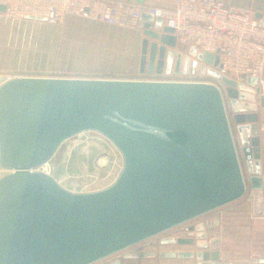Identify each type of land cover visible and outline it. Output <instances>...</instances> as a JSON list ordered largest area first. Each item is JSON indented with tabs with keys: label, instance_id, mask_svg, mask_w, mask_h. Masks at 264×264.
<instances>
[{
	"label": "water",
	"instance_id": "95a60500",
	"mask_svg": "<svg viewBox=\"0 0 264 264\" xmlns=\"http://www.w3.org/2000/svg\"><path fill=\"white\" fill-rule=\"evenodd\" d=\"M155 20L141 17L158 40ZM88 132L124 166L111 187L74 193L40 170ZM0 170V264H98L247 192L223 94L205 83L12 79L0 85Z\"/></svg>",
	"mask_w": 264,
	"mask_h": 264
},
{
	"label": "crops",
	"instance_id": "0c3cea01",
	"mask_svg": "<svg viewBox=\"0 0 264 264\" xmlns=\"http://www.w3.org/2000/svg\"><path fill=\"white\" fill-rule=\"evenodd\" d=\"M111 1L131 3L129 0ZM219 1L229 6L250 8L256 15L264 16V0ZM175 2L147 0L146 4L172 8ZM3 14L0 13V24L14 25V30L21 31V35L16 37L17 40H9L8 49L0 48V60L12 57L10 62L20 65L24 62L33 67L47 61L49 67L69 69L71 61H87L96 64V68L112 70L122 64L117 62L119 51H126L130 59L122 67L130 71L128 75L144 76L147 71H166L163 62L175 51L173 35L166 30L163 21L154 22V31L161 35L154 40L144 35L143 23L139 28L131 29L112 27L87 17H67L62 25H58L32 20L14 21ZM259 21L264 26V19ZM120 30L137 33L140 41L131 37L121 41ZM146 39L149 40L147 62L142 68ZM230 123L240 157L251 158L255 148L264 147L260 123H244L242 120ZM247 174V192L242 200L102 264H264V166L250 168Z\"/></svg>",
	"mask_w": 264,
	"mask_h": 264
},
{
	"label": "built area",
	"instance_id": "2783aa9c",
	"mask_svg": "<svg viewBox=\"0 0 264 264\" xmlns=\"http://www.w3.org/2000/svg\"><path fill=\"white\" fill-rule=\"evenodd\" d=\"M0 5L6 8L3 15L14 21L45 18L58 25L67 17H87L112 27L137 29L143 15H152L162 20L166 30L172 33L175 51L191 48L192 53L213 62L219 76L227 82L261 83L264 79V26L250 8L229 6L219 0H176L172 8L111 0H0ZM179 53L184 55L182 51ZM153 73L148 80L142 81L178 82L177 78H184L206 80H186V83L211 84L208 81L213 79L191 74ZM10 80L5 77L1 85ZM260 131L263 137L264 117L260 121ZM120 174L121 171L115 178L97 182L102 187L91 192L111 187Z\"/></svg>",
	"mask_w": 264,
	"mask_h": 264
},
{
	"label": "rangeland",
	"instance_id": "374dc122",
	"mask_svg": "<svg viewBox=\"0 0 264 264\" xmlns=\"http://www.w3.org/2000/svg\"><path fill=\"white\" fill-rule=\"evenodd\" d=\"M88 19V18H87ZM91 20V19H90ZM64 23V22H63ZM62 25V24H61ZM12 24H0V48H9V40H17L16 37L21 35V31H15ZM122 31V32H121ZM121 41L139 40L137 33L127 30H120L118 33ZM145 41H149L146 39ZM184 52V55L179 53ZM180 51H174L168 54L169 57L163 62L166 71L157 70L159 75L174 74V75H200L202 77H211L208 82L217 85L221 90L229 120H242L244 123H260L264 117L263 100H264V80L261 83L255 82H227L220 77L216 66L213 62L206 61L204 58L192 53V49L185 47ZM187 56V57H186ZM12 58V57H11ZM11 58L0 60V85L5 77L8 79L16 78H54V79H93V80H148L154 73L148 71L142 75H128L127 69L122 65L129 61L130 55L126 51H119L117 62H122L118 68L112 70H104L96 68V64L76 63L71 61L69 69L59 67H49L47 61L31 64L20 65V63L10 62ZM35 64V63H34ZM33 64V65H34ZM127 74V75H126ZM162 79V78H161ZM218 81H216V80ZM206 82L205 79H184L177 78L176 81L184 82ZM222 81V82H220ZM261 133V131H260ZM255 150H253L254 152ZM259 156V165L264 166V147L261 145L256 149ZM252 152V153H253ZM255 154V153H254ZM243 174L247 179V172L252 164H256L251 158L239 156ZM47 171L41 169L52 176L65 189L75 192L84 193L91 192L98 186L101 180L115 178L118 172H122L124 161L123 157L117 148L105 137L98 133L88 132L78 135L66 141L58 150L52 161L47 164ZM7 173L0 170V178ZM118 179V178H117ZM116 179V180H117ZM108 261V260H107ZM106 262V261H104ZM104 262L98 263L102 264Z\"/></svg>",
	"mask_w": 264,
	"mask_h": 264
},
{
	"label": "bare ground",
	"instance_id": "6f19581e",
	"mask_svg": "<svg viewBox=\"0 0 264 264\" xmlns=\"http://www.w3.org/2000/svg\"><path fill=\"white\" fill-rule=\"evenodd\" d=\"M244 82H250V81L245 80ZM254 150L255 151L251 154V159L252 160H255V163L256 164L253 165L252 162H251V160H250V164H251V169L252 170L260 168V165H259V156H258V153H257L258 151H256V148ZM47 167H48V165L44 166V168H43L44 171H47Z\"/></svg>",
	"mask_w": 264,
	"mask_h": 264
},
{
	"label": "trees",
	"instance_id": "16d2710c",
	"mask_svg": "<svg viewBox=\"0 0 264 264\" xmlns=\"http://www.w3.org/2000/svg\"><path fill=\"white\" fill-rule=\"evenodd\" d=\"M145 244V243H144ZM109 260V259H108Z\"/></svg>",
	"mask_w": 264,
	"mask_h": 264
}]
</instances>
